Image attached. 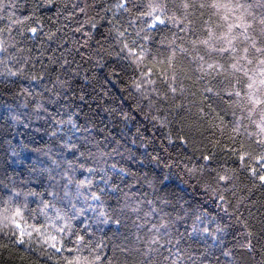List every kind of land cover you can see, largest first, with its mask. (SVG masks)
I'll use <instances>...</instances> for the list:
<instances>
[{"label": "trees", "instance_id": "trees-1", "mask_svg": "<svg viewBox=\"0 0 264 264\" xmlns=\"http://www.w3.org/2000/svg\"><path fill=\"white\" fill-rule=\"evenodd\" d=\"M4 2L15 5L14 9L9 10L14 11V18L20 23L14 25L11 33L0 35V40L8 42V52L0 53V183L9 184L12 179L17 182L25 179L26 175L22 177L19 174L31 165L39 166L41 161L48 168L55 167L53 160L61 166L66 161L73 160L74 157L68 150H62L63 142L60 137L64 136L67 140L68 136H72L69 131L71 125L67 123L70 117L81 126L87 121L86 126L95 139L102 140L103 137L98 136L97 132L103 131L106 136L110 134L120 140L122 145L120 154H112L101 160L100 167L106 169L112 182L106 187L100 182L99 175L94 177L99 188L105 191L100 203L91 202L94 211H88V218L84 221L90 225L88 231L94 233L93 239L106 245L104 253L111 257L113 245L127 246L132 249L128 264H138L141 257L136 250L142 248L141 241L147 238L140 218L148 208L145 206L134 212L136 200L165 199L178 207L183 206L186 211H195L197 215L207 214L210 220H206V224L211 220L215 221L211 223L210 230L214 231L217 226L225 230L219 240L206 236L195 243L188 242L195 249L190 254L196 258V264H264V235L261 233L264 228V188L259 187V182L254 186L250 174L251 168L259 171L264 167L256 159L264 154V146H257L256 140L261 137L255 135L257 130L249 125L247 119L243 121L239 133L233 131L235 120L241 116V112L235 106L236 98L229 100L226 95L231 90L227 82L210 77L200 81L197 75L190 72L178 75L175 99L169 97L167 104L159 106V112L149 109L146 101L131 87L132 79L139 72H134L127 66L128 61L124 59L126 53H121V46L115 39L117 29L127 28L133 36L136 30H142V36L150 37L148 47L162 44L164 47L160 50L166 51L172 42H175L177 48L188 47L187 42L193 37L181 33L179 27L170 21L166 26L158 25L154 31L147 30L151 18L137 20L138 11L126 13L117 8L124 0ZM149 2L150 0H136L138 5H142L141 11H148L146 5ZM160 2L168 5V11L162 18L166 19L173 14L178 18L184 15L182 11L172 7L173 3L178 4L180 0ZM188 2L198 3L199 0ZM239 2L259 4L260 0ZM81 9L84 11L81 12ZM0 15L6 16V13ZM209 15L211 13L206 10L203 18L207 19ZM189 16L199 23V11L189 9ZM215 19L213 17L214 22ZM85 21L89 23H84ZM91 22H96L97 27L92 28ZM81 24L84 27L77 32L76 29ZM4 27L6 21L0 23V28ZM32 28L36 32H32ZM10 57L22 62L10 61ZM63 59L75 61L69 71L76 72L77 75H65L60 70ZM173 63L177 73L181 69L187 71L188 59L179 51L176 52ZM9 69L17 72V75L9 76ZM45 70H48L47 73ZM154 71L159 73L160 66L156 65ZM171 74L170 70L169 75ZM33 76H45L44 82L32 80ZM57 77L68 81L64 91L69 86L74 89L68 92L74 104L72 101L65 103L61 100L60 105L49 106L47 101L51 93H46L43 97L40 95L45 89L51 90L54 86L59 89L60 86L53 83ZM181 87L184 89L183 96L180 94ZM205 88H211L213 94H219V99L212 105V115L200 120L197 117V107L204 99ZM80 96L84 97L83 101L79 100ZM37 102H43L48 111L38 110ZM180 105L184 106V111L177 114L176 109ZM50 114L54 115L55 121L62 120L64 123H54L49 119ZM215 115L222 116L223 120H216V126H213ZM153 116L158 118L153 120ZM194 123L198 125L195 133L190 130ZM245 130L253 135H246ZM53 132L57 136L53 137ZM65 133L68 135L65 136ZM86 134L76 132L73 139ZM181 137L188 141L187 147L183 146ZM21 145L26 147L22 150ZM241 146L243 152L250 154L244 161L239 160ZM105 150L111 152L110 148ZM202 155H212V163L205 164L200 160ZM5 160L11 165L7 169L8 179H3ZM112 165H115V169ZM91 166L96 167V164L91 163ZM185 166L195 168L196 171L190 175ZM120 169L133 175L119 174ZM217 173L234 176L235 179L226 186L217 184ZM145 175L149 181L154 177L158 178L157 182L150 186L144 180ZM164 177L168 179L161 185L159 180ZM205 185L221 192L227 203L220 205L218 197L204 190ZM116 187L120 191H114ZM161 206L153 204L156 208ZM36 207V204L30 203V208ZM101 213L108 223L100 222ZM117 219L121 221L119 224L116 223ZM245 222L247 228L243 226ZM27 223L32 221L27 220ZM73 227L80 229L83 226L73 223ZM249 232L253 233L251 237L248 236ZM137 237L140 238L139 241ZM249 240L253 243L254 250L242 247ZM187 246L181 245L182 248ZM34 248L40 250L24 252L12 245L8 249L0 248V264H57L62 256L67 255L66 252L57 254L47 246L41 248L34 245ZM164 255H167L166 251ZM202 256L207 259L201 260ZM120 259L124 257L121 256Z\"/></svg>", "mask_w": 264, "mask_h": 264}, {"label": "snow or ice", "instance_id": "snow-or-ice-1", "mask_svg": "<svg viewBox=\"0 0 264 264\" xmlns=\"http://www.w3.org/2000/svg\"><path fill=\"white\" fill-rule=\"evenodd\" d=\"M14 7L15 5L6 4L4 0H0V13H6V16L0 15V23L6 21V27L0 28V35L5 32L11 33L14 25L20 23L14 18V11L9 10ZM141 7L142 5H138L136 0H124L123 3L117 5V8L123 9L126 13L138 11L137 20L145 17L151 18V23L147 24V30L154 31L158 25L166 26V23L170 21L179 27L181 33L193 37L187 42L188 47L177 48L175 42H172L167 46L166 51H161L160 49L164 47L162 44L155 47L147 46V43L151 42L150 37L142 36V30H136L134 36L128 32L127 28L116 30L115 39L121 46V53H126L124 59L128 61L127 66L134 72H139V75L132 79L131 87L146 101L149 109L159 112L161 110L159 106L167 104L169 97L175 99L178 75H187L190 72L192 75H197L200 81L209 77L222 82L226 81L231 89L226 95L229 100H232L233 97L236 98L235 106L241 112V116L235 120L236 126L233 131L239 133L240 128L243 127V121L247 119L249 125L257 130L255 135L261 137L256 140L257 146H264V0H260L259 4L242 3L239 0H211V2L199 0L198 3L180 0L178 4L173 3L172 7L177 11H182L184 15L178 18L173 14L166 19L162 16L168 11L167 3L150 0L146 5L148 11H141ZM189 9L199 11V23L190 18ZM206 10L211 15L204 19ZM83 11L81 9V12ZM158 12L160 14H157ZM213 17L216 18L215 22ZM84 23L89 22L85 21ZM129 26H131V22H129ZM83 27L84 24H81L76 31H81ZM91 27L96 28V22H91ZM31 31L36 32V29L32 28ZM7 43L5 40H0V53L8 52ZM97 43L99 44L100 41ZM12 46L15 47V45ZM177 51L188 59L187 71L181 69L180 73H177L173 63ZM77 54L79 55V52ZM9 59L10 61L15 60L16 63L22 62L15 57ZM74 62V60L63 59L60 70L65 75H77L78 73L69 71ZM156 65L160 66L159 73L154 71ZM170 70L171 76L169 75ZM47 71L45 70L46 73ZM7 74L15 76L17 72H12L9 69ZM153 76L157 78L152 79ZM44 79L45 76L32 77V80H39L40 83H43ZM53 83L54 85L58 84L59 89L54 86L51 90L45 89V92L40 93L42 97L46 93H51L47 101L49 106L60 105L61 100H64L65 103L72 101L68 92L74 91V89L69 86L67 91H64V86L68 84L67 80L62 81L57 77ZM158 85H162V87ZM183 93L184 89L181 87V96ZM217 99H219V94H213L211 88H205L204 99L197 107V117L200 120L212 115V105L216 103ZM79 100L83 101L84 97L80 96ZM72 103L75 102L72 101ZM36 108L44 112L48 111L43 102H37ZM180 111H184L183 105L176 109L177 114ZM56 114H59V109ZM233 116L235 117V112H233ZM157 118V116H153V120ZM49 119L54 123H64L62 120L55 121L52 114L49 115ZM216 120L222 122L223 118L220 115H215L213 126H216ZM67 123L71 125L69 131L72 132V136H68L67 140L61 136L60 140L63 142L61 147L62 150L70 152L74 157L73 160L66 161L63 166L53 160L52 164L55 167L48 168H45L41 161L39 166L31 165L19 174L22 177L26 175L25 179H21L19 182L15 179L9 180L11 187L9 184L0 183V248L8 249L9 245H12L24 252H34L40 250L34 248V245H39L41 248L47 246L57 254L66 252L67 255L62 256L57 264H128V256L132 249L127 246L113 245V254L109 257L104 253L106 245L96 242L93 239L94 233L88 231L90 225L84 223L88 218V211H94L91 202L100 203L101 196L105 191V189L99 188L94 177L99 175L100 182L104 183L106 187L112 182V178L107 176L106 169L100 167L101 160L112 154H120L121 142L110 134L106 136L103 131L97 132V135L103 139H95L86 126L87 121L84 126H81L70 117ZM197 128L198 125L195 123L190 126V130L194 133ZM76 132L87 134L73 139ZM245 134L250 137L253 135L246 130ZM51 135L55 137L57 133L53 132ZM67 135L68 133H65V136ZM181 141L183 146L187 147L188 141L183 137H181ZM24 147L26 146L21 145L22 150ZM109 148L111 152L105 150ZM242 148L243 146H241L239 155L240 161H244L245 157L250 155L243 152ZM15 158L16 154L14 153L13 161ZM256 159L264 164V154ZM132 160H135V157H132ZM200 160L205 164H211L213 156L202 155ZM91 163H95L96 167H92ZM9 167L11 165H8L5 160L3 179H8L7 169ZM185 167L190 175L196 171L195 168ZM112 168L115 169V165H112ZM13 171L15 172V169ZM102 172L104 175H101ZM119 174L133 175L125 173L124 169H120ZM250 174L253 185L255 186L256 182H259V187L264 188V167L259 171L256 168H251ZM157 179L154 177L149 181L148 176H144V180L148 181L150 186L154 185ZM167 179L164 177L159 180V183L163 185ZM234 179V176L219 173L215 177L217 184L225 186L232 183ZM25 189L27 190L25 191ZM204 190L210 191L214 197H218L220 205L227 203L225 196L216 189L205 185ZM114 191H120V189L116 187ZM125 198L128 199L127 196ZM30 203L36 204L37 207L30 208ZM154 203L162 206L153 207ZM145 206L148 211L140 219L143 221L142 227L146 230L147 238L141 241L142 248L136 250L141 257L138 264H196V258L190 254L195 249H192L188 242L195 243L206 236H211L213 240H219L220 235L225 231L219 226L214 231L210 230L211 223H215V221L211 220L206 224L205 221L210 220L207 214L197 215L195 211H186L183 206L178 207L165 199L151 201L145 198L141 201L137 198L133 211L137 212ZM165 209H171V211H165ZM224 211L227 213L226 208ZM27 220H31L32 223H27ZM100 222H109L104 218L103 213H101ZM120 222L119 219L116 220L117 224ZM73 223L83 227L77 229L73 227ZM243 226L247 228V223L245 222ZM261 233L264 235V228L261 229ZM252 235L253 233H248L249 237ZM137 240L139 241L140 238L137 237ZM162 240L163 243H161ZM3 241H8V243ZM182 244L188 246L182 248ZM242 247L250 251L254 250L251 240ZM165 251L167 255H164ZM102 253L104 254L102 255ZM225 254L227 255V253ZM121 256L124 259H120ZM48 259L50 260L51 257L49 256ZM204 259L207 257L202 256L201 260Z\"/></svg>", "mask_w": 264, "mask_h": 264}]
</instances>
